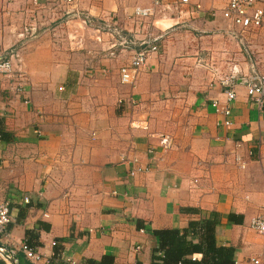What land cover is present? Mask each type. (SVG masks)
Listing matches in <instances>:
<instances>
[{"label": "crops", "instance_id": "0c3cea01", "mask_svg": "<svg viewBox=\"0 0 264 264\" xmlns=\"http://www.w3.org/2000/svg\"><path fill=\"white\" fill-rule=\"evenodd\" d=\"M152 1L77 0L97 21L130 23L134 8ZM163 1L180 23L159 30V51L136 83L123 84L120 69L133 52L110 55V37L92 28L83 51L74 49L53 22L66 0H43L52 26L25 42L18 34L31 0H0V56L21 52L13 77L0 74V117L13 136L0 138V198L13 215L0 243L28 264H49L55 251L76 264H152L156 230L185 228L212 211L221 214L218 244L235 248V264L261 253L251 221L264 213V108L242 79L254 64L264 72V31L251 37L249 54L226 31L228 0H191L202 11L183 18L178 0ZM232 74L227 126L213 102L227 103L222 80ZM28 239L41 260L21 251Z\"/></svg>", "mask_w": 264, "mask_h": 264}, {"label": "built area", "instance_id": "2783aa9c", "mask_svg": "<svg viewBox=\"0 0 264 264\" xmlns=\"http://www.w3.org/2000/svg\"><path fill=\"white\" fill-rule=\"evenodd\" d=\"M32 6L22 10L24 13V23L18 37L22 42L28 38L37 37L44 31L45 27L49 28L51 19H45V5L43 0H31ZM200 3H192L191 0H178L174 6V10L178 11V18L187 15L196 16L202 11ZM57 18L53 20L58 27L65 28L68 34V40L75 46L74 49L80 50L85 48L89 36L84 29L90 25L98 35L107 34L113 41L108 48L110 55L116 56L131 50L130 61L123 65L120 69V79L123 84H134L138 81L142 71L148 65L150 57L157 53L160 49L159 38L161 33L159 30L176 26L180 23L177 21L173 24L164 26L163 22L172 19L173 10L171 5H167L163 0H153L149 6H136L131 15L130 26H120L116 23L115 17L110 19L95 20L90 15L80 9L77 0H66V6L56 9ZM214 17L218 16V12L212 11ZM221 17L227 22L226 31L234 37L238 43L246 50L247 53L253 54L251 37L257 31H264V2L263 0H228L226 6L220 12ZM81 21L82 24L77 28L75 21ZM102 22H108L102 24ZM17 50V51H16ZM16 51V52H14ZM21 52L19 48L13 50L10 54L0 56V74L13 77L16 72L14 65L15 59H20ZM234 71L241 73V69L234 67ZM236 76L230 75L222 80L227 95V103L223 106L218 101L213 104L218 111L226 116L224 124L230 126L232 124L229 118L232 114V102L237 98L235 90ZM247 85V94L253 99L256 105L264 108V72L256 65H253L250 74L242 79ZM17 93L24 91L23 86H16ZM165 147H170L172 140L166 138L162 140ZM151 151H153L151 149ZM135 172H132L134 174ZM25 200L28 202L29 198ZM13 221L12 210L10 204L0 198V241L3 237L10 235L9 225ZM251 227L255 229L263 237V246L261 253L256 255L246 264H263L264 263V213L258 214L251 221ZM57 242L54 241L53 245ZM21 251L32 262H36L43 258L42 253L37 247L29 245L24 241L21 245ZM66 264H76L75 261L68 259Z\"/></svg>", "mask_w": 264, "mask_h": 264}, {"label": "trees", "instance_id": "16d2710c", "mask_svg": "<svg viewBox=\"0 0 264 264\" xmlns=\"http://www.w3.org/2000/svg\"><path fill=\"white\" fill-rule=\"evenodd\" d=\"M12 132L5 120L0 117V138L5 142L12 141ZM229 220L239 221L235 214H230ZM221 214L212 211L210 217L191 220L185 228H164L154 233L159 237V246L154 249L152 264H235V248L218 244L217 226ZM26 242L34 246L28 239ZM36 247V246H35ZM60 252L55 251L49 264L60 260ZM19 264H28L22 254L17 255ZM95 264V261H91ZM0 264H7L0 260ZM89 264V263H86Z\"/></svg>", "mask_w": 264, "mask_h": 264}, {"label": "rangeland", "instance_id": "374dc122", "mask_svg": "<svg viewBox=\"0 0 264 264\" xmlns=\"http://www.w3.org/2000/svg\"><path fill=\"white\" fill-rule=\"evenodd\" d=\"M202 0H200V2H201ZM209 1V3H224L225 2V0H208ZM211 1V2H210ZM263 2H264V0H263ZM202 3V2H201ZM218 5V4H217ZM218 8V7H217ZM217 8H215V9H210V10H213V11H219V9H217ZM117 19V21H116V23L118 24V25H120V26H130V22H126V21H122L120 18H116ZM131 20V19H130ZM102 24H104V23H108V22H102V21H100ZM132 22V21H131ZM173 23V20H168V21H166V22H163V25L164 26H167V25H170V24H172ZM82 24V23H81ZM90 29V25H88L87 26V28L86 29H84V31H85V33L87 34V36H90L91 35V32L92 31H88L87 29ZM67 38H68V34H67ZM113 41L109 38V41H108V43H112ZM80 50H82V49H80ZM83 51V50H82ZM84 51H85V49H84Z\"/></svg>", "mask_w": 264, "mask_h": 264}, {"label": "water", "instance_id": "95a60500", "mask_svg": "<svg viewBox=\"0 0 264 264\" xmlns=\"http://www.w3.org/2000/svg\"><path fill=\"white\" fill-rule=\"evenodd\" d=\"M0 254L11 264H19L17 254L11 247L0 243Z\"/></svg>", "mask_w": 264, "mask_h": 264}]
</instances>
